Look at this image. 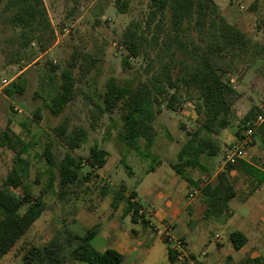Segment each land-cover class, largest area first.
<instances>
[{"label":"rangeland","instance_id":"374dc122","mask_svg":"<svg viewBox=\"0 0 264 264\" xmlns=\"http://www.w3.org/2000/svg\"><path fill=\"white\" fill-rule=\"evenodd\" d=\"M6 1H1V8ZM43 1L54 30L53 37L48 34L43 36L45 51H42L41 44L36 40L24 50L18 51V44L13 38L18 30L0 24V133H14L29 146L25 152L21 144L10 148L0 143V186L11 169L16 167L22 170L24 183L33 194L39 195L47 187L51 176L49 165L42 157L46 144L53 142L58 160L68 150L57 139L54 129L67 120L71 128L85 126L89 133L87 141L72 151L78 161L82 162L79 163L81 167L78 169V181L60 194L56 176L53 188L44 195L45 211L15 247L6 256H0V264H24L23 255L26 250L33 244H46L58 230L71 229L83 234L85 223L88 222L86 218L103 205L101 201L107 190L111 193V190L121 185L133 186L144 176V168L152 165L163 163L164 167L165 163L180 164L178 152L202 117L198 114L202 100L198 98L197 92L182 87L176 110L169 109L162 98L157 100V97H152L146 103L144 117L152 118L157 137L150 147H146L144 139L139 141L141 154L129 148L121 139L124 132L121 102L112 113L103 115L99 125L91 127L89 110L93 106L92 100L102 103L109 78L114 77L119 84L130 83L133 87L155 73L167 71L171 72L173 78H177L185 57L179 49L174 51V61L171 57L163 62L158 59L151 62L143 56H129L121 41L122 35L131 21L146 20L150 11V0H127L126 12L117 10L118 0ZM214 1L220 14L229 23L238 26L253 40L264 45V0ZM168 25L169 13L166 12L164 26ZM75 52L84 68L86 61L81 59L83 54H91L95 61L87 71L86 68L74 69L78 95L66 106L63 113L54 115L50 109L52 98L58 94L62 70L68 67ZM124 59L128 63L125 64ZM51 64L56 65L55 70ZM21 76L26 79L25 92L13 97L6 95L3 88ZM224 79L242 92L234 106L233 122L237 127L253 105L259 108L264 106V53L258 55L253 62L245 57L239 68L226 74ZM173 91L174 89H170V92ZM38 107L39 120L35 116ZM263 134L257 130L254 144L259 142L264 146ZM94 144L106 149L110 156L105 168L100 170L102 179L88 183L84 177L92 169L85 160ZM122 157L123 163L120 162ZM208 165L213 177L223 165L222 149L209 160ZM196 171L204 175L201 179H208L206 172L191 167L187 169L188 175H193ZM54 172L57 173L56 170ZM88 186L95 188L88 189ZM12 190L23 194V188ZM25 208L23 206L21 211ZM98 213V217L107 215L102 210ZM163 236L161 233L162 238Z\"/></svg>","mask_w":264,"mask_h":264},{"label":"trees","instance_id":"16d2710c","mask_svg":"<svg viewBox=\"0 0 264 264\" xmlns=\"http://www.w3.org/2000/svg\"><path fill=\"white\" fill-rule=\"evenodd\" d=\"M0 24L18 30L14 40L18 44V51L24 50L34 40L41 44L42 51L46 50L44 35L53 37L54 30L49 19L43 0H7L1 8ZM117 10L126 12L127 0H118ZM169 13V25L164 26V17ZM193 33L195 36L193 37ZM122 43L126 46L129 56H143L146 60L160 62L171 57L174 61L175 49L182 51L185 57L182 68L173 78L171 72L152 74L148 79L133 87L130 83L119 84L114 77L106 83V92L102 103L92 100L90 108V125L95 128L105 113H112L121 102L124 132L121 139L129 147L140 154L139 141L145 140L146 147L154 144L157 131L152 118H145V105L152 98L166 101L169 109H177L182 87L194 89L202 104L198 108L200 123L196 129L189 133L187 141L178 152L179 163H172L173 168L192 185L200 190L201 199L205 205L203 216L219 217L230 214V200L236 195V190L228 171L238 169L247 175L264 181V172L250 165L244 160L236 164H227L225 169L212 178V171L208 162L220 152V143L216 136L227 128L233 121L234 106L241 98L239 91L224 76L239 68L245 57L251 62L264 53V45L253 40L238 26L229 23L219 12L214 0H150V11L144 22L131 21L122 35ZM86 69L82 66L75 52L67 68L61 73V86L58 94L52 98L50 109L54 115L64 112L66 106L78 95L77 79L74 75L76 67L87 71L93 65L95 58L83 54ZM124 63H128L124 59ZM52 69L56 65L51 64ZM22 75V74H21ZM170 89H174L170 92ZM26 90V79L12 80L3 88L9 97L23 94ZM39 107L35 113L40 119ZM259 113L264 112L253 105L241 119V126L237 135H240L243 126L253 120ZM258 130L264 133V123ZM88 129L85 126H69L67 120L60 123L54 134L66 147L67 152L60 160L57 159L53 149V142L46 144L42 153L50 169V179L47 187L39 195H34L24 183L22 170L13 167L7 178L0 186V256L9 253L21 238L27 233L46 208L44 195L54 186L58 176L60 194L74 185L79 179L78 169L81 167L78 158L72 151L85 143L88 138ZM264 135V134H263ZM237 136V137H238ZM264 143V136L262 138ZM0 143L10 148L23 145L27 151L28 144L14 133L3 131L0 133ZM108 152L94 144L90 147L86 164L91 172L84 177L88 183L102 179L98 170L107 162ZM121 162H124L122 158ZM80 163V164H79ZM198 168L207 173L208 179L194 181L185 176V169ZM154 165L150 167L153 169ZM57 171V173L54 172ZM98 186V185H97ZM95 186H88V189ZM12 188H23V194L15 193ZM125 187L114 192L112 207L116 208L123 200L126 202L124 215H131L133 222H140L146 226L149 220L144 213H139L141 206L134 200L136 193L130 191L127 198L124 196ZM102 193L104 191L101 190ZM26 208L21 211L22 207ZM97 233V228H85L83 234L71 229L58 230L42 246L31 245L23 255L24 264H77L84 261L89 264H123L124 255L108 247L99 251L91 246V240ZM230 239L236 249L245 244L247 238L241 231L235 230ZM166 242V240H164ZM167 243V242H166ZM168 245L169 258L176 262V258ZM252 264H260L254 261Z\"/></svg>","mask_w":264,"mask_h":264},{"label":"crops","instance_id":"0c3cea01","mask_svg":"<svg viewBox=\"0 0 264 264\" xmlns=\"http://www.w3.org/2000/svg\"><path fill=\"white\" fill-rule=\"evenodd\" d=\"M240 126H234L232 121L216 136L220 151L237 138ZM109 156L108 152L107 162ZM243 160L264 172V146L259 142L253 143ZM107 162L98 170L101 176ZM162 164H156L153 169L144 168V176L133 186L121 185L125 187V198L129 195L128 189L135 191L134 200L140 204L149 224L135 223L130 214L124 215L125 200L116 208L112 207L114 192L121 186L111 190V193L107 190L101 201L103 205L99 207L107 215L98 217L99 210L92 212L91 209L96 216L91 213L86 218V228H97L91 240L94 249L104 251L110 247L117 250L124 255L123 264H181L170 260L168 245L161 237L163 229L170 226L173 235L185 241L192 258L204 260L207 264H252L257 260L264 264V181L238 169H231L228 174L234 183L236 195L229 202L230 214L205 218L200 190L181 176L172 163H165L164 167ZM225 167L223 161L212 178ZM187 169L185 176L188 178L194 181L204 178L199 171L188 175ZM130 171L133 173V170ZM193 190L196 193L190 196ZM235 230L241 231L247 238L239 249L230 239V234ZM77 264L89 263L77 261Z\"/></svg>","mask_w":264,"mask_h":264},{"label":"built area","instance_id":"2783aa9c","mask_svg":"<svg viewBox=\"0 0 264 264\" xmlns=\"http://www.w3.org/2000/svg\"><path fill=\"white\" fill-rule=\"evenodd\" d=\"M264 112V106H260ZM264 123V114L259 113L253 120L247 122L240 132V135L231 143H229L222 151V158L224 163L236 164L239 160H243L246 153L254 143L255 134L259 126ZM196 190L190 192V196H194ZM139 213H143L140 209ZM162 233L163 238L169 244L176 261L181 264H207L204 260L192 258L188 251L185 241L173 235L171 227L166 226Z\"/></svg>","mask_w":264,"mask_h":264}]
</instances>
